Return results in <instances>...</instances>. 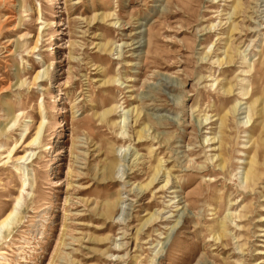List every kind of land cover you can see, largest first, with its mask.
Returning <instances> with one entry per match:
<instances>
[{"label":"rangeland","instance_id":"rangeland-1","mask_svg":"<svg viewBox=\"0 0 264 264\" xmlns=\"http://www.w3.org/2000/svg\"><path fill=\"white\" fill-rule=\"evenodd\" d=\"M3 221L0 264H264V0H0Z\"/></svg>","mask_w":264,"mask_h":264},{"label":"bare ground","instance_id":"bare-ground-1","mask_svg":"<svg viewBox=\"0 0 264 264\" xmlns=\"http://www.w3.org/2000/svg\"><path fill=\"white\" fill-rule=\"evenodd\" d=\"M34 141V140H33ZM107 206H109L108 207V211H110V209H112L113 208V205L110 203L109 205H107ZM6 223H5V221H3L1 224H0V226H4Z\"/></svg>","mask_w":264,"mask_h":264}]
</instances>
